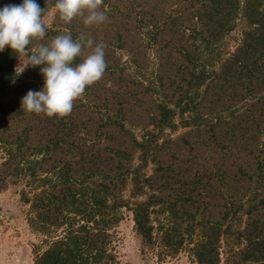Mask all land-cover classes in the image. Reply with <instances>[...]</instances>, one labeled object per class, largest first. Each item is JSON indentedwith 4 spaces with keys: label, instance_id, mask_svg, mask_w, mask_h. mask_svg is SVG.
I'll return each mask as SVG.
<instances>
[{
    "label": "trees",
    "instance_id": "1",
    "mask_svg": "<svg viewBox=\"0 0 264 264\" xmlns=\"http://www.w3.org/2000/svg\"><path fill=\"white\" fill-rule=\"evenodd\" d=\"M122 2L104 0L111 21L57 24L27 46L61 32L106 45L103 78L66 117L25 111L22 98L44 86L43 65L25 73L14 50L0 52V190L26 179L31 228L64 227L35 263L114 264L111 228L129 207L145 246L159 241L175 255L189 244L191 264H220L222 254L226 264H264V0ZM22 3L0 0V9ZM36 3L46 13L56 0ZM154 210L166 212L158 227Z\"/></svg>",
    "mask_w": 264,
    "mask_h": 264
},
{
    "label": "clouds",
    "instance_id": "2",
    "mask_svg": "<svg viewBox=\"0 0 264 264\" xmlns=\"http://www.w3.org/2000/svg\"><path fill=\"white\" fill-rule=\"evenodd\" d=\"M103 4L104 0H56L55 8L66 24L80 17L85 26H93L108 19ZM45 11L36 0H23L22 4L0 9V52L10 47L18 56L27 54L31 66L43 65L40 71L45 78L44 86L40 91L29 90L22 98V108L49 118H63L71 114L74 101L84 94L86 87L103 78L107 67L106 45L95 43L84 33L74 40L69 32L57 35L48 44L41 43L28 53L27 46L46 36ZM80 56L84 57L83 62L73 65Z\"/></svg>",
    "mask_w": 264,
    "mask_h": 264
},
{
    "label": "rangeland",
    "instance_id": "3",
    "mask_svg": "<svg viewBox=\"0 0 264 264\" xmlns=\"http://www.w3.org/2000/svg\"><path fill=\"white\" fill-rule=\"evenodd\" d=\"M126 2L130 3V0H123L121 4H125ZM128 5H123V7L125 8ZM114 18L115 16H111L108 19L111 21V19ZM44 19L47 25V31L53 26H57V24L62 26L66 24L59 19V13L55 5L51 6L45 13ZM75 22H83V20L77 17L71 24ZM242 29L243 22L242 19H240L236 29L228 36V44L226 45L230 47L231 50L239 43ZM104 31L101 28L98 29V35L96 36L98 37L103 34ZM62 34L66 33H54L49 34V36L53 39L57 35ZM35 48H37V45L28 48V53ZM122 52L124 54L121 56L125 59L128 54L125 51ZM147 52L150 65L148 72L151 74V71L156 68L157 52L155 47L151 44H149ZM15 63L22 72H25L26 67L30 66L27 54L17 55ZM22 77L26 78L25 75ZM84 100H86V98H84ZM134 129L137 135L141 137L144 129L141 126H136ZM186 129L185 127H179L177 130L172 131V135L176 136ZM4 156L5 150L0 142V163ZM209 165L211 166L212 164L210 163ZM153 166L154 163L150 162L146 169L148 173L153 172ZM25 180L24 178L20 179L18 182L10 183L7 188L0 190V264H36L34 261L36 252L44 250L52 238L64 233V227H54L48 233L31 228L27 220L29 204L23 202L20 198L22 188L28 187L25 184ZM173 186H177L176 183ZM171 188L172 187H169L168 189ZM130 190L131 184L124 190V194L130 196ZM171 190L173 191V189ZM158 207L157 205L155 210H157ZM155 210L152 213V220L156 227H158L160 224L159 219H164L166 217V212H157ZM111 231L113 238L112 246L117 256V261L114 264H191L192 255L188 249L189 244L185 245L175 255L167 254V251H165L159 241L152 247L143 245L142 238L135 229L133 211L129 207H123L122 217L120 221L111 228ZM220 264H226L224 254H222V261Z\"/></svg>",
    "mask_w": 264,
    "mask_h": 264
}]
</instances>
